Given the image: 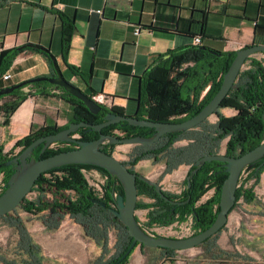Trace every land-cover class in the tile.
I'll return each mask as SVG.
<instances>
[{
    "label": "crops",
    "instance_id": "crops-1",
    "mask_svg": "<svg viewBox=\"0 0 264 264\" xmlns=\"http://www.w3.org/2000/svg\"><path fill=\"white\" fill-rule=\"evenodd\" d=\"M57 14L73 22L67 63L79 68L86 75V81L73 76L61 59V23ZM256 27L264 28V0H0L1 51L25 49L8 70L9 81L0 79V88L52 75L53 67L48 60L32 50L38 47L51 54L69 83L98 97V103L107 110L116 108L124 115H133L138 106L141 78L160 56L192 46L196 36H201L202 47L221 53L264 45V31L256 34ZM252 59L264 60V56L258 54L247 60L243 71L249 68ZM208 89L209 86L202 96ZM226 111L232 112V109L221 112L225 114ZM69 113V105L61 100L59 92L47 99L28 97L0 135L16 136L7 147L10 150L20 138L29 134L32 126L67 125ZM182 143L178 149L188 145L185 140ZM141 151L139 146H134L132 153L129 156L127 153L126 159L121 161L128 163ZM4 152L7 151L4 149ZM152 163V159L142 160L133 171L153 181L156 176L163 175L166 166L164 164L160 170ZM188 169L186 164H180L175 170L187 173ZM174 172L172 170L171 175ZM259 182L263 192L264 171ZM254 199L261 203L256 194ZM137 204L142 214L158 215L154 200L138 197ZM101 211L105 213L104 209ZM138 212L136 209L137 222ZM93 243L102 255V249ZM176 252L137 245L127 264L190 263L175 261L173 254Z\"/></svg>",
    "mask_w": 264,
    "mask_h": 264
},
{
    "label": "trees",
    "instance_id": "trees-1",
    "mask_svg": "<svg viewBox=\"0 0 264 264\" xmlns=\"http://www.w3.org/2000/svg\"><path fill=\"white\" fill-rule=\"evenodd\" d=\"M61 23V41L60 52L61 59L67 70L76 77L86 81V75L79 68L67 63V56L70 49L71 38L73 34V22L62 14H57ZM256 34L259 30L264 31V28L256 27ZM200 37L201 43L202 39ZM198 46H188L178 50L169 51L165 55L168 58L161 63L152 66L141 78L140 96L136 101L138 103L137 110L133 115H125L138 120H148L152 122H168L180 123L196 114H198L218 92L224 74L228 71L232 61L235 58V53H221L214 50ZM33 51L44 56L50 65L51 54L40 48L32 49ZM25 49L14 48L3 50L0 52V79L8 72L16 57ZM160 56L159 58H161ZM56 76L53 67V72L50 77ZM38 77V78H50ZM36 79V78H35ZM31 79L24 81L21 87L9 95L0 97L9 98V101L0 105V113L4 116V127H7L11 116L19 108V106L28 97H39L47 99L55 96V92H59L61 100L69 105L70 113L67 125L58 127L56 125H46L40 128L31 127L28 135L19 139L13 146V150L21 149L23 151L35 140L59 133L68 128L70 123L84 122L87 124L96 125L103 122L104 116L109 112L118 115H124L120 109L111 108L107 110L105 107L94 115L76 98L65 92L62 88L50 84L47 80L34 81ZM209 86L207 92L202 96V93ZM4 88H0L2 90ZM27 89V92L23 90ZM85 93V92H84ZM89 97L95 95H89ZM264 107V60H250L249 68L240 73L237 81L229 91L228 95L223 99L220 108L235 109L238 113L233 118H225L218 116V121L213 125H207L203 122L196 128L163 135L156 143L147 146H141L142 151L131 157L128 163H123L132 168L142 160L152 159L159 162L162 158L167 162V170L175 168L180 164L190 166L186 177L190 178L189 183L186 178L183 182L184 190L180 195L169 193L164 194L173 201H188L184 206H171L167 202L160 199L152 186L136 180V188L138 197H146L154 200L159 209H166V213H158L153 222H158L162 217L167 223L174 221L183 222L187 216L193 217V228L195 234H199L208 229L216 219L219 213L220 192L223 182L227 178V174L223 171V164L217 161L207 162L198 168L196 174H192L196 168L193 164L200 158L209 155L218 154L219 146L222 141L227 140L225 154L230 157H240L245 153L253 150L264 141V123L261 119ZM111 128H103L101 134L119 131L124 137H142L152 138L155 135L154 129L133 127L125 122H121L110 126ZM78 134L83 141H93L99 138L100 134L93 131L78 129ZM105 135V134H104ZM187 141L188 145L182 149H175L174 144L180 141ZM43 146H39L33 152L34 160L44 159L55 155L59 152L70 151L71 147H63L61 149L47 148L42 151ZM114 146H101L100 150L112 155ZM108 149V151H106ZM14 156L4 153L3 146L0 144V175H2V183L5 184L14 173L10 166H5V163L13 159ZM170 165V167L168 166ZM97 169L107 176V183L104 185L105 197L104 203H111L114 194H123V188L114 176L98 167L89 165H67L53 169L42 174L36 181V186L43 180L44 176H50V185L55 192L64 197V193L73 191L84 196L87 200L93 199V195L88 189V186L83 178L82 170ZM264 169V157L259 161L246 167L248 172V181L253 180L256 184L260 180V175ZM56 174H59L58 177ZM215 190V194L205 203L197 205L201 198L210 189ZM253 188V187H251ZM251 192L244 185L236 190V203L242 197L246 202H250L251 198L246 195V192ZM4 192L2 190L1 194ZM253 197V196H252ZM37 203H29V206L34 208L36 214L42 213L49 209V204L43 201L36 200ZM25 200L19 205L22 207ZM234 205V206H235ZM140 206L137 204L136 209ZM234 208V207H233ZM231 212V211H230ZM44 225L50 230L57 229L58 222L53 226L45 220ZM159 223V222H158ZM84 228L85 235L96 241L98 245L105 248L107 239L103 235V230L99 229L96 222L81 223ZM222 230V229H221ZM215 236L207 239L204 243H210ZM131 243V242H130ZM127 247H123L118 254L110 259L105 264L117 262L127 251ZM170 251V250H169ZM129 254L120 264H127ZM101 264V263H96Z\"/></svg>",
    "mask_w": 264,
    "mask_h": 264
},
{
    "label": "rangeland",
    "instance_id": "rangeland-1",
    "mask_svg": "<svg viewBox=\"0 0 264 264\" xmlns=\"http://www.w3.org/2000/svg\"><path fill=\"white\" fill-rule=\"evenodd\" d=\"M7 101L9 98H3L0 100V105ZM221 109L229 110L230 108ZM222 110H217L219 117L233 118L238 113L232 109V112L226 111L223 114ZM218 116H211L206 120L207 125L215 124L218 121ZM3 122L4 116L0 113V133L6 131L7 128L4 127ZM14 137L16 136L0 135V144L7 151L4 153L12 156H15L19 151V149L8 150L7 148ZM226 143L227 140H224L220 144L219 154H225ZM180 145H183L182 141L175 144L176 149L182 147ZM134 146L136 145L114 147L112 156L119 161L125 160L127 153L129 156ZM154 164L156 169L161 170L164 164L167 165V162L162 158L159 162L154 161L152 166ZM168 166L170 167L169 164ZM176 167H171L168 170L167 166L164 167L163 175L169 177H163L160 174L161 176L152 179L159 183L165 193L178 195L183 188L186 173L181 171L178 173L175 170ZM172 170L175 172L171 175ZM92 172H97V170H85V172L82 171V175L90 192L96 195L97 181L103 182V180L98 177L99 174ZM247 175L248 172H244L238 184L241 183V187L244 185L251 191L246 192V195L250 196L252 204L246 205L245 198L241 197L229 213L226 226L214 235L215 237L210 243L188 251H177L173 254L175 261L190 262L189 264H264V218L261 217L264 215V202L262 203L264 191L261 192L260 182L256 184L253 180L248 181ZM50 180V176H44L43 180L34 186L25 197L22 207H17L6 216L0 217V264H105L115 257L123 247H126L130 237L123 228L124 226L117 223L116 227H109L110 221L114 218L113 214L103 213L100 208L91 205L88 200L82 199L79 194L74 192H65L62 198L49 184ZM1 188L2 177L0 176V193L2 192ZM214 194L215 190L210 189L201 198L200 203H205ZM255 194L261 199V203L258 202V199H254ZM43 199L50 205L49 209L36 214L29 203H37L36 200L43 201ZM86 207L90 210H87ZM138 211L137 220L141 229L150 230L160 226L152 224L154 219L156 220L154 214L145 215L141 213L140 209ZM44 220L52 226L53 222H58L57 229L47 228L44 225ZM89 222H96L102 226L99 229L103 230V235L107 239L105 248L85 235L81 223ZM191 232H195L194 228L191 231L188 230V233ZM154 234L168 238L180 237L179 231L169 229L155 230ZM108 240L110 241L109 245ZM93 242L102 249V255L100 250L93 246ZM104 260L107 261L102 263Z\"/></svg>",
    "mask_w": 264,
    "mask_h": 264
},
{
    "label": "water",
    "instance_id": "water-1",
    "mask_svg": "<svg viewBox=\"0 0 264 264\" xmlns=\"http://www.w3.org/2000/svg\"><path fill=\"white\" fill-rule=\"evenodd\" d=\"M28 46L33 47L31 45ZM21 48L23 49L24 47ZM35 48L38 49V47ZM258 54H262L264 56V45H255L236 51L235 58L228 71L224 74L223 81L218 92L198 114L183 122H152L108 112L104 116V122L102 123L96 125L84 122L70 123L67 129H64L59 133L47 135L35 140L23 151H21L17 157L5 163V166H10L11 164H16L17 166L14 173L4 186L5 191L0 195V217L6 216L19 207L25 197L31 192V189L34 187L36 181L42 174L67 165H89L101 168L109 175L114 176L123 188V194H119L114 197L116 209H111V212L125 227L132 240L124 255L117 262L112 264H120V262L130 254L136 244L152 249H169L173 251H188L198 247L226 226L228 222V215L236 202V190L238 188L240 176L247 166L264 157V141L256 148L240 157H230L226 154L209 155L200 158L193 164L196 170H194L192 174H196L198 168L204 163L213 161L220 162L223 164L224 173L228 176L221 187L219 200L220 210L213 224L205 231L183 239L151 237L141 229L135 217L136 205L138 202L136 180H140L143 183L152 186L159 197L171 205H185L187 202H173L169 200V198L163 193L159 183L151 181L143 175L130 172L127 166L114 158L112 155H108L107 153L101 151L100 147L106 142L110 145L147 146L156 143L165 134L189 131L196 128L208 120L211 116L215 115L217 110L220 108L223 99L228 95L240 73L245 68L247 60L256 58V55ZM167 58L168 55H163L154 63L153 66L161 63ZM50 60L53 63L56 76L51 78H36L34 81L47 80L50 84L62 88L72 97L79 100L90 113L94 115L98 114L102 110V107L78 87L69 83L63 77L56 60L54 58H51ZM22 83L0 90V97L9 95L19 89ZM261 119L264 123V107ZM121 122H125L129 126L133 127L154 129L155 135L149 139L142 137L119 139L115 136L101 134V130L103 128ZM83 127H87L91 131L99 133V138L93 141H78L73 139L71 136L76 134L77 130ZM64 142L74 143L77 145V148L70 151L59 152L44 159H31L28 162V159L31 158L34 150L39 146H43L42 151H45L54 143ZM187 180L189 181V178H187ZM91 201L105 207L103 202L97 200Z\"/></svg>",
    "mask_w": 264,
    "mask_h": 264
},
{
    "label": "flooded vegetation",
    "instance_id": "flooded-vegetation-1",
    "mask_svg": "<svg viewBox=\"0 0 264 264\" xmlns=\"http://www.w3.org/2000/svg\"><path fill=\"white\" fill-rule=\"evenodd\" d=\"M55 77V76H54ZM51 78V77H50ZM95 96H92L91 98H94ZM99 104V103H98ZM101 107H102V105L101 104H99ZM103 108V107H102ZM110 110V109H109ZM109 112H111V111H109ZM125 116V115H124ZM103 122H104V120H103ZM110 126H112V125H110ZM110 126H108V127H106V128H108V129H110L111 127ZM81 129H84V130H86V131H91L89 128H87V127H83V128H81ZM93 132H95V131H93ZM97 133V132H96ZM105 135H110V136H115V137H117V138H119V139H123V138H126V137H124L119 131H113V132H110V133H104ZM73 139H75V140H78V141H83L82 139H81V137L78 135V134H74V135H72L71 136ZM54 144H56V143H54ZM58 145H59V147H57V148H52V149H61V148H63V147H67V146H69V147H71V150H74L75 148H77V145L76 144H74V143H57ZM103 146H114V147H117V146H119V145H110L108 142H106L105 144H103ZM136 146H139L140 148H141V146H143V145H136ZM50 148H51V146H50ZM20 150L21 149H19V151H18V153L14 156V158L15 157H17L18 155H19V152H20ZM106 151H108V149H106ZM140 152H136L135 153V156L136 155H138ZM134 157V156H133ZM31 159H34V157H33V155L31 156V158L30 159H28V162L31 160ZM123 163V162H122ZM16 164H11L10 165V168H11V170L12 169H14L15 170V168H16ZM128 169H129V167H128ZM189 169H190V166H189ZM189 169H188V171H189ZM224 169V168H223ZM86 170V169H85ZM94 170H97V169H94ZM188 171H187V173H188ZM263 171H264V169H263ZM262 171V172H263ZM97 172H98V174L101 176V177H103L104 178V184L101 186V195H95L94 193L92 194L93 195V199H91V200H97V201H100V202H103V200H104V197H105V190H104V185L107 183V176H105L102 172H100L99 170H97ZM132 172H134L133 171V168H132ZM245 172H246V170H245ZM135 173V172H134ZM187 173H186V175H187ZM1 177H2V175H0ZM109 176H111V175H109ZM187 178H189V177H186V180H187ZM189 181H190V178H189ZM189 181L187 180V182L189 183ZM6 184V183H5ZM5 184H3L2 183V188H1V191L4 189V186H5ZM213 189V188H212ZM184 190V184H183V188L181 189V191H180V193L178 194V195H180L181 193H182V191ZM4 191H5V189H4ZM209 191V190H208ZM207 191V192H208ZM68 192H73V191H68ZM206 192V193H207ZM75 193V192H74ZM164 193V192H163ZM3 194V193H2ZM0 195H1V193H0ZM80 195V194H79ZM117 194H114V197L116 196ZM80 197L82 198V199H86L84 196H82V195H80ZM161 199V198H160ZM87 200V199H86ZM91 200H88L89 202H90V204L91 205H93V206H96V207H98V208H100V210L101 209H104L105 210V212H108V213H111V214H113L112 212H111V209H116V207H115V202H114V198H113V200H112V202L111 203H109V202H107V203H104L105 204V207H102L101 205H99L98 203H94V202H92ZM162 200V199H161ZM170 200V199H169ZM209 200V199H208ZM164 201V200H163ZM171 201H173V200H171ZM165 202H167V201H165ZM173 202H179V201H173ZM183 202H187L188 203V201H183ZM200 202V201H199ZM168 203V202H167ZM186 203V204H187ZM246 203H250V202H246ZM156 204V203H155ZM169 205H171L170 203H168ZM185 204V205H186ZM197 205H199V203L197 204ZM137 206V205H136ZM171 206H178V205H171ZM179 206H184V205H179ZM86 208H88V207H86ZM85 208V209H86ZM157 208V212L158 213H161V214H163V213H166L167 212V210L166 209H159L157 206L156 207H154V209H156ZM87 210H90L89 208L87 209ZM114 215V214H113ZM159 221V223L158 222H153L152 224L153 225H160V226H164V227H169V226H172V225H180V224H183V223H186L188 220H191L192 221V224H191V227L193 228V217L190 215V216H187L186 217V219L183 221V222H179V221H174V222H172V223H167L166 221H164L163 219H162V217H160L159 219H158ZM116 221V222H115ZM116 223V224H115ZM121 224V222L115 217V215H114V218L110 221V225H109V227L111 228L112 226H114V227H116L118 224ZM122 225V224H121ZM124 229H125V227H123ZM143 229V228H142ZM126 230V229H125ZM127 231V230H126ZM145 231V230H144ZM128 232V231H127ZM193 235H196L195 234V232H193ZM192 235V236H193ZM130 240H132L131 239V237H130ZM128 241L127 243H126V247L128 246L129 247V245H130V242L131 241ZM205 244H208V243H205ZM205 244H201V245H205ZM137 245H139V244H136L135 245V247L133 248V250L130 252V254H132L133 253V251H134V249L137 247ZM200 246V245H199ZM212 247V246H211ZM163 251H169V249H162ZM170 251H173V250H170ZM131 256V255H130Z\"/></svg>",
    "mask_w": 264,
    "mask_h": 264
},
{
    "label": "built area",
    "instance_id": "built-area-1",
    "mask_svg": "<svg viewBox=\"0 0 264 264\" xmlns=\"http://www.w3.org/2000/svg\"><path fill=\"white\" fill-rule=\"evenodd\" d=\"M138 32H139V29L136 30V33L135 34L137 35ZM200 43H201L200 37H194L193 38V40H192V45L193 46H198V45H200ZM0 52H1V48H0ZM10 78H11V76L7 72V73H5L2 76L1 80L4 81V82H6V81H9ZM93 99L98 103V101L96 100V99H98V97H94ZM57 147H59V145L57 143L51 145V148H57ZM82 171L85 172V170H82ZM244 172H245V170L242 172V174L240 176V179L244 175ZM92 173L98 174L97 172H92ZM98 177H100L103 180V182L97 181L96 194L97 195H101V186L104 184V178L101 177L100 175H98ZM240 186H241V183L238 184V187H240ZM191 224H192V221L191 220H188L186 223H183V224H180V225H172V226H169V227L159 226V227H157L155 229H150V230H145V231L143 229L142 230L146 234H148L149 236H151V237H164V236H160V235L154 234V231L155 230H159V229H161V230H164V229L167 230V229H169V230H172V231H179L180 232V237L179 238H175V239H183V238L191 237L193 235V232L188 233V230L191 231V229H192ZM153 227H156V226H153ZM185 233H188V235H185Z\"/></svg>",
    "mask_w": 264,
    "mask_h": 264
}]
</instances>
